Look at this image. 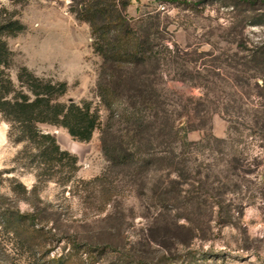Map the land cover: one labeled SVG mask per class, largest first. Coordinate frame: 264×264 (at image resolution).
<instances>
[{"label":"rangeland","instance_id":"1","mask_svg":"<svg viewBox=\"0 0 264 264\" xmlns=\"http://www.w3.org/2000/svg\"><path fill=\"white\" fill-rule=\"evenodd\" d=\"M0 12L26 26L6 37L13 80L26 65L38 76L65 81L61 100H90L100 108V125L88 141L62 126L38 124L78 156L68 181L66 169L50 175L27 141L10 138L11 123L0 115V210L30 212L41 228L22 239L0 223V264H264V133L251 110L234 116L236 125L214 112L204 127L188 132L192 141L209 133L229 140L186 151L181 181L178 169L153 162L166 155L168 135L159 145L152 132V143L137 153L128 125L111 119L101 103L102 59L70 0H0ZM126 12L134 19L159 13L162 34L196 58L203 73H211L216 95L222 90L225 95L231 83L236 101L264 104V71L254 78L242 63L247 51L239 46L264 44V0H130ZM161 71L170 91L204 92L174 79L168 65ZM121 140L136 154L118 164L111 149Z\"/></svg>","mask_w":264,"mask_h":264},{"label":"trees","instance_id":"2","mask_svg":"<svg viewBox=\"0 0 264 264\" xmlns=\"http://www.w3.org/2000/svg\"><path fill=\"white\" fill-rule=\"evenodd\" d=\"M11 1L25 3L27 0ZM129 4L130 0H70V10L78 20L89 25L93 50L102 59L97 85L100 101L111 111V119L117 116L128 125L126 130L133 133L131 142L137 147V153L152 143V132H156L159 145L168 135L166 155L152 158L153 162L178 169L179 180L184 181L186 151H192V147L201 151L211 146L212 140L219 144L229 140L212 133L200 140L188 139V132L204 127L212 113L220 111L236 125L238 121L234 116L251 110L252 118L264 133V104L249 107L246 102L236 101L232 98L235 92L231 83L227 85L230 89L225 94L229 97L227 100L223 99V90L221 95H216L219 88L209 84L211 73H203V69L196 66V58L162 34L159 13L134 19L126 12ZM25 28L18 18L5 17L0 12V115L11 123L10 138L15 142L27 141L35 150L34 155L52 171L50 175L58 168L66 169L64 181H68L77 169L78 156L62 149L55 135L43 131L38 124L62 126L75 139L88 141L100 125V108L90 100L80 103L61 100L67 91V83L38 76L26 65L19 66L16 80L12 79L9 70L13 52L6 37L17 35ZM239 46L242 47L240 50L247 51L242 60L244 67L251 69L254 78L262 75L264 44L247 49ZM163 64L173 69L174 79L200 86L204 92L192 96L167 89L161 71ZM121 99L125 103L122 107L119 106ZM251 125L244 127L251 129L254 126ZM123 142L121 140L111 149L114 151L112 159L118 164L134 159L136 154L129 152ZM196 181L201 183L202 179L198 177ZM33 216L30 212L3 208L0 223L8 231L27 239L41 231L35 226Z\"/></svg>","mask_w":264,"mask_h":264}]
</instances>
